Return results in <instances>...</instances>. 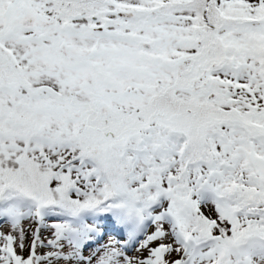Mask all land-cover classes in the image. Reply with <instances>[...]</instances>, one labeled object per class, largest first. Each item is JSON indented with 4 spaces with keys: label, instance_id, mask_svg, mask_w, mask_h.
I'll use <instances>...</instances> for the list:
<instances>
[{
    "label": "snow or ice",
    "instance_id": "snow-or-ice-1",
    "mask_svg": "<svg viewBox=\"0 0 264 264\" xmlns=\"http://www.w3.org/2000/svg\"><path fill=\"white\" fill-rule=\"evenodd\" d=\"M0 264H264V0H0Z\"/></svg>",
    "mask_w": 264,
    "mask_h": 264
}]
</instances>
